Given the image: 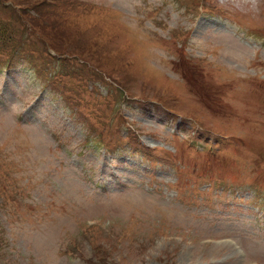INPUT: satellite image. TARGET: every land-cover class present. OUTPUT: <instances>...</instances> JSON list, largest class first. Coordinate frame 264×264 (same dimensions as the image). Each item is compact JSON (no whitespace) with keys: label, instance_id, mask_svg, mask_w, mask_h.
Instances as JSON below:
<instances>
[{"label":"rangeland","instance_id":"rangeland-1","mask_svg":"<svg viewBox=\"0 0 264 264\" xmlns=\"http://www.w3.org/2000/svg\"><path fill=\"white\" fill-rule=\"evenodd\" d=\"M0 264H264V0H0Z\"/></svg>","mask_w":264,"mask_h":264}]
</instances>
